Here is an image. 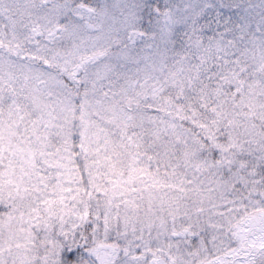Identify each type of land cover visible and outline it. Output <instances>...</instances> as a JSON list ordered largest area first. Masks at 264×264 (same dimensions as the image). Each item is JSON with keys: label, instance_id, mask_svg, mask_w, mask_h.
Segmentation results:
<instances>
[{"label": "snow or ice", "instance_id": "1", "mask_svg": "<svg viewBox=\"0 0 264 264\" xmlns=\"http://www.w3.org/2000/svg\"><path fill=\"white\" fill-rule=\"evenodd\" d=\"M0 264H264V0H0Z\"/></svg>", "mask_w": 264, "mask_h": 264}]
</instances>
